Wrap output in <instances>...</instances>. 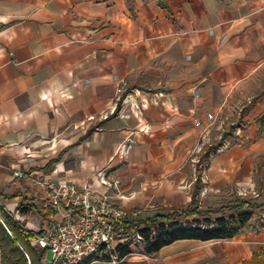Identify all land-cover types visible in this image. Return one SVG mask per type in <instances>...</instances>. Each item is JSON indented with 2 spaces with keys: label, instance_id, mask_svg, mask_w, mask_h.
Returning a JSON list of instances; mask_svg holds the SVG:
<instances>
[{
  "label": "crops",
  "instance_id": "0c3cea01",
  "mask_svg": "<svg viewBox=\"0 0 264 264\" xmlns=\"http://www.w3.org/2000/svg\"><path fill=\"white\" fill-rule=\"evenodd\" d=\"M263 118L264 0H0V206L33 207L32 232L55 217L34 177L145 217L187 206L201 168V205L205 186L259 205L225 251L245 264L264 249ZM182 242L204 241L161 250Z\"/></svg>",
  "mask_w": 264,
  "mask_h": 264
},
{
  "label": "trees",
  "instance_id": "16d2710c",
  "mask_svg": "<svg viewBox=\"0 0 264 264\" xmlns=\"http://www.w3.org/2000/svg\"><path fill=\"white\" fill-rule=\"evenodd\" d=\"M209 153L210 150H206L200 159V162L203 159L205 161L203 167L207 166ZM200 170L197 168L198 177L191 201L183 209H172L145 217L135 214L125 221V234L138 232L142 243L133 247L128 241L119 244L117 264H123L128 256L133 255L136 252L134 247L139 255L152 256L178 240L223 241L240 233L253 217L254 210L259 207L258 203L249 199H236L219 207L203 208L198 200ZM33 210L24 201L18 209L24 217L29 216ZM33 240L34 233L25 228V221L14 218L0 206V264H44L42 258L46 250L36 247ZM103 258L107 260L109 257L104 255ZM245 264H264V249L254 253Z\"/></svg>",
  "mask_w": 264,
  "mask_h": 264
},
{
  "label": "built area",
  "instance_id": "2783aa9c",
  "mask_svg": "<svg viewBox=\"0 0 264 264\" xmlns=\"http://www.w3.org/2000/svg\"><path fill=\"white\" fill-rule=\"evenodd\" d=\"M127 147L123 145L121 149ZM14 175L25 176L14 170ZM40 186L54 219L45 232L34 233L33 243L50 254L47 264H115L119 262L117 247L128 241L133 247L142 243L138 232L125 234V221L139 211H131L115 204L108 195L91 185H76L61 179H31ZM99 181L106 187L117 188L119 181L109 179L106 171L99 173ZM15 216L20 218L19 212ZM14 216V217H15ZM104 255L109 258L105 260Z\"/></svg>",
  "mask_w": 264,
  "mask_h": 264
},
{
  "label": "rangeland",
  "instance_id": "374dc122",
  "mask_svg": "<svg viewBox=\"0 0 264 264\" xmlns=\"http://www.w3.org/2000/svg\"><path fill=\"white\" fill-rule=\"evenodd\" d=\"M236 123V122H235ZM230 127H222L221 130L217 131L211 135L209 141H219L223 138L230 139L233 138L230 136ZM236 130V129H235ZM211 149V148H210ZM209 149V150H210ZM206 149L195 150L194 154H202L204 156ZM211 151V150H210ZM205 163L204 159L202 164ZM205 173V172H204ZM206 181V178H204ZM205 184V183H204ZM206 185V184H205ZM204 185V186H205ZM207 187H203V196H201V202L203 208L208 206L219 207L222 204H228L237 199V195L241 197H248V191H244V189H239L237 187L229 189L225 191L223 194L217 197H210L207 195V191L205 192ZM209 191V190H208ZM259 191V190H258ZM247 194L246 196L244 194ZM157 212L150 213L153 215L154 213L164 212L163 210H156ZM259 211H256L255 217L258 219L260 216ZM15 216V215H14ZM212 216H216L213 214ZM18 218V217H17ZM22 221V218H19ZM41 233V232H39ZM230 240V239H229ZM229 240L223 241H204V242H182L181 244H176L171 248H167L161 250L152 256H144L139 255L137 252V248L134 247L136 251L133 255L128 256L123 264H229L227 261V256L225 254L226 247ZM38 247L37 245H35ZM39 248V247H38ZM50 254L45 252L44 257L42 258V262L46 263V260L49 259ZM106 264V263H100ZM117 264V263H115Z\"/></svg>",
  "mask_w": 264,
  "mask_h": 264
}]
</instances>
